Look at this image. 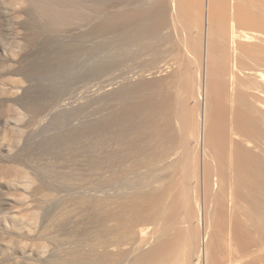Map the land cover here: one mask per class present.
I'll return each instance as SVG.
<instances>
[{
  "label": "rangeland",
  "instance_id": "1",
  "mask_svg": "<svg viewBox=\"0 0 264 264\" xmlns=\"http://www.w3.org/2000/svg\"><path fill=\"white\" fill-rule=\"evenodd\" d=\"M159 5L160 0H0V264H85L89 257L101 252L95 247V244H92L93 242L88 241V238L93 239L95 234L104 235L106 233L108 222L103 220L108 219L109 212L105 207L101 208L98 205L89 206L85 203L83 206L81 200L84 198L83 200L87 201L93 196L106 199L115 192L112 189L113 186L122 185L127 194L132 193L133 195L131 197L133 200L130 203L136 205L138 202V207H143L144 201H147L146 204H150L165 191V186H170V181L173 178L166 174L168 170V173H179V177H182V189L186 198L201 204L200 208L199 205L197 206L200 211L195 212L198 217L192 214L195 217L191 216L193 221H190V214L180 212L183 213L181 214L183 216L179 215L178 217L180 214L178 213L176 220L181 226L177 224L174 228L175 225H173V228L171 226L168 230L161 222H158L153 213L149 212V215L147 213L150 217L147 223L151 228L150 235L153 237L149 244H141L134 252L132 251L131 262L135 261V264L137 262L138 264H160L161 262L163 264V261L166 260L164 264H183L180 261L184 258V264H187V258L190 256L188 264H197L196 256L200 249L205 251L204 245L207 244L209 238H213V240L210 239L212 243L209 241L208 245H215L216 249L212 246V250L216 252L214 253L217 257L214 256L212 250L211 252L215 259L218 258L217 261L225 256L224 259L222 258L223 261H235L233 264L240 263V259L235 260L236 254L238 258H241L242 254L246 256L252 251L256 253L257 250L259 251L258 255L250 253L253 255L243 257L244 260L248 257L251 258L246 260L245 264H250V262L261 264L264 261L261 259L264 258V248H261L264 236L261 237L262 234L259 233L264 229V223L258 219L257 226L259 222L258 229L260 228V231L256 230V223L254 222V224L253 220L250 221L248 216L252 213H247L248 211L245 210L247 214L243 215L245 212L242 211L243 214L240 212L248 203L250 204L249 201H252L253 198L259 200L253 203H259L260 207L264 208V200L261 201L264 197L259 190H255L258 188L257 185L253 186L256 183L252 184L249 181L247 184L245 181L246 185L242 183L244 178L243 181L240 178V180L231 178L229 167L227 168V165L223 163L225 166L223 169L226 170L224 178H228L225 180L227 185L232 182L230 179H233L232 183L236 182L241 185L240 187L245 186V188L253 186L252 191H256L250 194L252 191L248 188L249 193H247L248 190L243 187L244 190H247V192L244 191L246 195L242 192L243 188L241 189L238 185L241 190L240 196L244 194L245 196H242L247 199L245 206L243 204L246 202L242 196L241 199L239 197V200H236L239 201L237 204L241 207L238 210L236 203L231 202L230 198L226 204L227 201L223 197L225 193L223 196L221 195V191L224 190L219 186L221 188L219 192L218 186L216 187L221 182L218 183L219 181L214 180L210 187L209 182L212 177H207L208 182L203 181L202 167L204 166L201 165L202 169L199 174L201 178H198V171L196 172L195 166L197 165V169L200 170V164H205V166L208 164L206 170H211L213 174L223 166L222 162L220 163L221 159L219 160L213 155L216 152L213 143L220 139V135L215 133L220 118H223V123L227 122L226 124H228L227 129L224 126L226 124L223 125L226 129L225 134H228L225 137H229L225 138L229 147L224 151L230 153L229 150L232 148L229 139H232V129H230L232 126L230 127V125H232L231 121L234 117L231 114H225V111H219L214 96V94L216 95L215 83L212 85L216 80L215 75H212L211 72L214 65L212 59L210 60L212 64L209 63L211 65L207 67L208 60L213 58V55H210V52L209 56L205 52L207 51L206 46V50L203 48L201 54L200 49H193L194 47L190 43L193 42L192 35L190 37L192 40H188L191 33L189 34V31L187 32L186 28L182 27L185 26V23H182L183 20L180 23V20H174L175 25L172 23L174 26L180 27L181 30L184 28L182 31L178 27L174 28L172 24L171 28H173L170 30L172 33L167 31L166 25L172 22L170 20L172 17L171 14L166 15V13L162 17ZM164 27L166 28L163 29ZM205 27L204 24V33H206ZM158 32H162L163 34H161L167 37H164L165 39L162 37V39ZM195 33H197L196 29ZM177 52L180 53L179 57ZM169 53L171 54L169 55ZM181 55L188 59L183 57L182 61V58L179 59L182 57ZM206 56L209 57H207L208 60ZM180 60L183 64L186 61L187 68H184L186 64L182 66ZM206 67L210 70L208 71L209 75L206 72ZM181 72L184 73L181 74L182 76ZM184 75L190 79L187 81ZM191 80L194 82L193 86L197 92L190 97V93L184 92L185 87L182 83L192 85ZM181 87L184 91L181 90ZM205 89H207V93L209 92V97L208 94L206 95L208 99L205 96ZM186 96H189L190 103ZM227 99L228 97L225 98V100ZM226 102H229L230 105ZM226 102L228 109L231 110L233 108L231 100ZM218 111L221 112L220 117ZM190 113L198 115L196 119L199 123L198 135L200 138L187 142L185 141L187 121H184V117ZM237 116L242 117L244 114L241 112ZM210 117L211 119H209ZM226 117H229L228 121ZM206 120L210 123L208 122V124ZM203 125L207 127L206 136H203ZM259 132L262 133L261 128ZM198 141L200 143H197ZM172 148L174 151L170 150ZM228 154V162L231 161L236 165L238 159L235 157V162L233 161L234 157L231 159V154ZM215 155L217 156V154ZM250 155L247 153L243 155L244 157H238L239 160H242L243 157L244 165L246 163L248 165L253 160H249ZM172 156H175L174 161L171 159ZM250 157L252 158V155ZM218 160L219 162H216ZM251 163L250 166L255 161ZM240 164L242 165L243 162ZM255 164L253 166L258 172L253 170L255 168L251 167L252 170H250V167L246 166L251 171L250 176L257 175V178L262 180L256 179L262 184L264 171H262L263 173L260 171L264 170V166L262 167V163H260L261 166ZM237 165L238 168L241 166H239V162ZM257 167H261L260 171ZM254 172L257 173L254 174ZM165 175L168 177L163 185L164 182L160 183V181ZM169 177L170 179H168ZM196 181L200 182L197 186H195ZM204 186L209 191H206ZM153 188L155 189L153 190ZM199 188H202L201 191ZM227 188L228 190L225 189V192L228 191L229 194L230 188ZM215 191L217 192L215 193ZM200 192L202 196H197ZM152 194L154 196H151ZM213 194L215 195L213 196ZM248 194L252 195V199ZM218 195L222 196L224 200ZM147 198L154 199L149 201ZM248 198H250L249 201ZM135 199H141L144 204L140 200L135 203ZM204 202L207 206L204 205ZM224 203V206L220 205ZM230 203H235V206ZM217 204L220 205L219 208ZM225 206L228 208L227 211ZM222 207L225 211L222 210ZM94 208L100 213L95 212ZM234 209L236 217L240 213L237 221ZM101 212L103 213L101 214ZM226 212H228V216ZM215 214L219 216L220 221L224 219V222L221 221L222 224L216 219L218 217ZM230 218L232 221H236L231 227L233 222ZM149 220L157 221L163 228H160L161 225H156V222H153L155 224L153 225ZM239 220L241 222L245 220L244 224ZM216 221L219 223L215 224ZM238 222L244 227L246 226L245 229L243 227L241 229V225L238 226L240 231L242 230V235L239 233V229L238 231L235 229L238 228L235 224H240ZM214 224L218 229L213 227ZM224 226L225 228H223ZM178 227L180 228L178 229ZM230 228H232L231 232H229ZM188 229L193 234L194 244L192 252L190 251L187 255ZM221 229H223L222 233L225 231L227 233L222 235ZM160 230H163L164 233L166 231L167 235L166 233L161 234ZM245 230H248L247 233L254 230V233L251 231L248 233L253 236L246 235ZM235 231L241 237L239 234L237 236ZM244 233L245 238L243 237ZM172 234L175 236L174 238ZM215 235H218L219 239ZM256 235L260 241L256 240ZM167 236L170 237L169 241ZM178 236H183L178 238L183 243L177 240ZM221 236H224V240L221 239ZM166 237L169 245L171 244L170 251L172 250L171 255L167 252L168 258H166V251L169 248L163 254L162 247H160V242ZM234 237L245 239V241L252 237L255 240H249L250 243H248L249 241L245 242V245L249 244V246H245L238 243ZM213 241L216 243L213 244ZM179 243L180 246H178ZM173 244H177L178 247ZM250 244L254 245L253 248ZM255 244H261L262 250L258 249L259 246ZM237 245L241 252L237 249ZM240 245L243 246V249ZM184 247V250L181 249ZM246 247H249L247 248L248 253ZM256 247H258L257 250H255ZM233 248L236 249V254ZM147 249L148 251H146ZM220 249L224 254L218 253L221 252ZM242 251L246 253H242ZM181 253L184 254V257ZM253 256L257 260L258 258L261 260L252 259ZM173 257H176L175 261ZM179 257L181 258L179 259ZM83 259L86 260L85 263ZM244 260L241 263H244ZM131 262L128 264H134ZM211 262L212 260L209 261V263Z\"/></svg>",
  "mask_w": 264,
  "mask_h": 264
},
{
  "label": "bare ground",
  "instance_id": "2",
  "mask_svg": "<svg viewBox=\"0 0 264 264\" xmlns=\"http://www.w3.org/2000/svg\"><path fill=\"white\" fill-rule=\"evenodd\" d=\"M157 8V7H156ZM159 10L162 12V17H163V14H165L166 13V15L167 14H171V17H172V19L170 18V20H172V22H170V23H168V25H166V27H167V31H169L170 32V30L173 28H171V24L173 23L174 25H175V22H173L174 20H180L179 21V23L181 22V20H183L184 22H182L185 26H182V27H185L186 28V30H187V32L189 31V34H190V36L189 35H187V36H189L188 37V40L189 39H191L190 37H191V35H192V38H193V42L191 41H188V42H190L191 43V45L194 47L193 49H200L199 50V52H200V54L201 53H203L202 52V50H203V48H205V46L207 47V51H205V52H207V54L208 53H210V55L212 54L213 56V58H209L208 56H206V59L208 60V58H209V60H208V64H207V67H209L211 64H212V62L211 61H214V65H213V68H212V70H211V72L213 73H211L212 75H215L214 77H216V80L212 83V85L215 83V86H216V88H215V86H213L215 89V92H216V95L214 94V96L216 97V99H215V101H217L216 102V104L218 103V107H219V111H225V114L226 113H228V114H231L232 115V117H234L233 119H232V123L229 121V123H231L232 125H230V127L232 126V128H230V129H232V139H229L230 140V144L232 145V148L229 150L230 151V153L229 154H231V159H232V157H234L233 158V161H235L236 162V160H234L235 159V157H236V159H238V161L237 162H239V166L241 165L240 163H242L243 162V164L238 168V165H237V162H236V165H237V167L235 168V164L233 163V162H231L230 160V162H228V156H227V152H225L224 151V149H226V148H228L229 147V144L227 145V142L228 141H226V139L225 138H227V137H225V135L227 136L228 134H225V132H226V129H227V126H228V124H226L225 122V124L226 125H224V123L222 122V119L223 118H220V121H218L219 123H218V125L216 126V128H217V131H215V133L217 132L219 135H220V139H218L219 141H215V140H213V141H215V143H213L214 144V148H215V154H217V156L215 155V154H213L214 156H215V158H217V159H221V161H220V163L222 162V164L223 163H225V165H227V168L229 167V172L231 171V174H232V176H231V178H233V179H243L242 181V183H245V181H247L246 183L248 184L249 183V181L250 182H252V184L255 182L256 184L255 185H253V186H255L256 187V185H257V187L258 188H255V190L257 189V191L259 190L260 191V194L262 193V195H263V197H264V194H263V191H264V185H263V183H264V179H263V181H262V184H261V180H260V178H257V175H254V174H256L258 171L256 170V167L255 166H253V165H256L255 163H257V165H259V166H261V164L260 163H262V167L264 166V0H160V5H159ZM156 11V10H155ZM159 16V15H158ZM165 16V15H164ZM170 16V15H169ZM144 18H145V16H144ZM177 21H176V24H177ZM169 22V21H168ZM161 24H163V23H161ZM172 24V25H173ZM204 24H205V28H206V33H204ZM173 25V26H174ZM178 25V24H177ZM166 27H164L163 29H165ZM176 27H178V26H174V28H176ZM181 27V28H182ZM202 27V28H201ZM146 29V28H145ZM162 29V31L164 32V30ZM169 29V30H168ZM178 29H180V27H178ZM184 29V28H183ZM182 29V30H183ZM195 29L197 30V33H195ZM174 30V29H173ZM176 30V29H175ZM181 30V29H180ZM180 30H179V32H180ZM181 30V31H182ZM149 31V30H148ZM158 31H161V30H158ZM177 31V30H176ZM175 31V32H176ZM146 33V32H145ZM150 33V32H149ZM157 33V32H156ZM158 33H162V32H158ZM170 33H172V31L170 32ZM163 34V33H162ZM161 34V38L163 37H167V36H163ZM186 34H188V33H186ZM159 35V34H158ZM165 35H167V34H165ZM169 35V34H168ZM171 35V34H170ZM157 36V35H156ZM187 36H186V38H187ZM203 36H204V40H203ZM150 37V36H149ZM170 37V36H169ZM162 38V39H163ZM147 39H148V37H147ZM165 39V38H164ZM200 39H202V40H200ZM167 40V39H166ZM171 40V39H170ZM192 40V39H191ZM146 41V40H145ZM168 41V40H167ZM206 41V42H205ZM170 42V41H169ZM168 42V43H169ZM173 43V42H172ZM171 43V44H172ZM148 44H151V43H149L148 42ZM155 45V44H154ZM172 45H174V44H172ZM171 45V46H172ZM188 45H189V43H188ZM191 45H189V46H191ZM146 47H148V46H146ZM151 47V46H150ZM152 47H153V45H152ZM152 47H151V49H152ZM174 48V47H173ZM154 49V48H153ZM178 49V48H177ZM191 49H192V47H191ZM191 49H190V51H191ZM171 50V49H170ZM198 50H194V51H198ZM205 50H206V48H205ZM148 51H149V48H148ZM173 51V50H172ZM176 51V50H175ZM181 52H183V51H181ZM198 52V53H199ZM204 52V53H205ZM173 53V52H172ZM176 53V52H175ZM178 53V52H177ZM192 53H193V51H192ZM171 53H169V55H170ZM182 54V53H181ZM184 54V53H183ZM206 54V55H207ZM179 55H180V53H178V57H179ZM209 55V54H208ZM209 55V56H210ZM177 56V55H176ZM176 56H175V58H176ZM182 56V55H181ZM196 56V55H195ZM202 56H203V54H202ZM183 57H186V56H182V57H180L179 59H181L182 61L184 60L183 59ZM208 57V58H207ZM187 59H188V57H186ZM196 58H198V57H196ZM177 59V58H176ZM187 59H186V61H187ZM212 59V60H211ZM181 60H180V62H181ZM200 60H202V58H200ZM211 60V61H210ZM186 61H184L185 62V64H186ZM210 61V62H209ZM207 62V61H206ZM182 63V62H181ZM201 63H202V61H201ZM209 63H211V64H209ZM185 64H183L182 63V66L183 65H185ZM209 65V66H208ZM187 66V64L184 66V68H187L186 67ZM202 66H203V64H202ZM206 67V72H207V74L209 75V73L210 72H208V71H210V70H208V68ZM173 68V67H172ZM201 68V67H200ZM165 69V68H164ZM169 69H171V68H169ZM210 69H211V67H210ZM166 70V69H165ZM167 71V70H166ZM199 71H201V70H199ZM185 72V71H184ZM186 73V72H185ZM201 73H202V71H201ZM183 75L184 73H180V75ZM206 74V77L208 76ZM210 74V75H211ZM181 75V76H182ZM202 75V74H201ZM186 76L187 75H184V77L186 78ZM205 77V78H206ZM210 77V76H209ZM189 79H190V77H189ZM188 78H186V80L188 81L189 80ZM193 79V78H192ZM207 79H209V78H207ZM206 79V80H207ZM177 80H179V79H177ZM185 80V79H184ZM183 80V81H184ZM211 81L213 80V78L212 79H210ZM186 81V82H187ZM177 82V81H176ZM182 82V81H181ZM190 82V81H189ZM191 84L192 85H190V83H187V84H185V83H182L183 84V86L185 87V91L183 90V86L181 87L182 89L181 90H183L184 92H187V93H190L189 95H190V97H191V95H195V92H197L196 90H195V87L193 86V81L191 80ZM208 82V81H207ZM209 83V82H208ZM178 84H180V83H178ZM195 85V84H194ZM206 85V84H205ZM181 86V85H180ZM208 86H210L209 84H208ZM212 87V88H213ZM180 88V87H179ZM206 88H207V86H206ZM209 89V88H208ZM180 90V91H181ZM206 90V94H205V96L209 93H207V89H205ZM214 92V91H213ZM214 92V93H215ZM213 94V93H212ZM181 95V94H180ZM188 95V94H187ZM182 96H183V93H182ZM187 97V96H186ZM189 97V96H188ZM188 97H187V100H188ZM193 97H195V96H193ZM193 97H192V99H193ZM208 97H209V94H208ZM208 97L206 96V98L208 99ZM226 97H228V99L227 100H225V98ZM196 99H197V97H196ZM196 99H195V101H196ZM231 100V105H232V107L233 108H231V110H229L228 109V105H226L227 103H229V102H226V101H228V100ZM190 100V99H189ZM188 100V103H190V101ZM224 100H225V102H226V104H225V102H224ZM194 101V100H193ZM209 102H211V101H209ZM205 104V103H204ZM190 105V104H189ZM211 105V104H210ZM229 105H230V103H229ZM187 106V105H186ZM205 106V105H204ZM188 107V106H187ZM217 107V106H216ZM191 108V107H190ZM196 108V107H195ZM211 108V107H210ZM188 109V108H187ZM184 110V109H183ZM211 110V109H210ZM216 110H217V108H216ZM186 111V110H185ZM194 111V110H193ZM197 111V110H196ZM195 111V112H196ZM219 111H218V113H219ZM190 112H191V109H190ZM241 112H243V114H244V116H242V117H238L237 116V114L238 113H241ZM185 113V112H184ZM215 113V112H214ZM218 113H216V114H218ZM221 113V112H220ZM220 113L218 114L219 115V117H220ZM188 114H189V112H188ZM182 115V114H181ZM186 115V114H185ZM184 115V116H185ZM195 113H190V115H187V117L189 116L190 118L188 119L186 116L184 117L185 118V120L184 121H187L186 122V126H185V141H187V142H189V141H191V140H199V131H198V128H199V123L197 122V116L198 115H196ZM213 116H214V114H213ZM218 117V116H217ZM230 117V116H229ZM229 117H226L227 118V121H228V119H229ZM247 117V118H246ZM205 118V117H204ZM214 118V117H213ZM226 118H225V121H226ZM248 118H251V119H248ZM188 119V120H187ZM209 119H211V117L209 118ZM208 119V120H209ZM213 120H215V119H213ZM198 121H199V118H198ZM201 121V120H200ZM204 121H205V119H204ZM203 121V122H204ZM224 121V120H223ZM206 122H207V120H206ZM209 122V121H208ZM207 122V123H208ZM217 122V121H216ZM210 123V122H209ZM208 123V124H209ZM212 123V122H211ZM215 124V123H214ZM214 124H213V127H214ZM205 125V124H204ZM203 125V126H204ZM223 125L224 126H226L225 128L223 127ZM260 125V126H259ZM201 126V125H200ZM208 126V125H207ZM201 128V127H200ZM206 128L207 127H203V131H204V133H205V131H206ZM259 128V129H258ZM260 128H261V131H262V133L261 132H259L260 131ZM209 129V128H208ZM215 129V128H214ZM204 133H203V136H206V133H205V135H204ZM216 133V134H217ZM229 133V132H228ZM230 134V133H229ZM198 135V136H197ZM200 135H202V134H200ZM208 136H209V134H207ZM212 135V134H211ZM199 137V138H198ZM212 137H213V135H212ZM205 138H208V137H205ZM217 138V137H216ZM229 138V137H228ZM227 138V139H228ZM214 139V138H213ZM209 140V139H208ZM202 141H203V139H202ZM207 140L205 139V143L207 144V142H206ZM210 141V140H209ZM197 143H200V141H198ZM204 144V143H203ZM203 147H204V145H202ZM207 146V145H206ZM200 147V146H199ZM201 148V147H200ZM170 150H173V148L172 149H170ZM200 150V149H199ZM205 150V149H204ZM214 150V149H213ZM174 151V150H173ZM172 151V152H173ZM180 152V151H179ZM171 153V152H170ZM173 153H175V152H173ZM181 153V152H180ZM227 153V154H226ZM247 153H250L251 155H252V158L249 156V160L251 159H253L252 161H255V163L252 165V166H250L249 164L252 162H250V163H248V165H247V163H246V165L247 166H249L250 167V170H252L253 168H255V169H253L254 171L256 170L257 172H254V176H256L255 178H254V176H250V172L251 171H249L248 170V168H247V166L246 165H244L245 163V161H242L243 160V155L244 154H247ZM172 154V153H171ZM176 154H177V150H176ZM228 154V155H229ZM170 156V155H169ZM178 156V155H177ZM241 157V156H243L241 159L242 160H239V157ZM166 157H168V156H166ZM182 157V156H181ZM189 157V156H188ZM246 157H248L247 155H246ZM175 158V156L173 157L172 156V158L171 159H173V161L175 160L174 159ZM204 158H205V156H204ZM162 159V158H161ZM203 159V158H202ZM245 159V158H244ZM248 159V158H247ZM189 160V159H188ZM205 160V159H204ZM219 160L218 161H216V162H219ZM248 160V161H249ZM164 161H165V159H164ZM168 161H170V160H168ZM207 161V160H206ZM240 161H242V162H240ZM179 162V161H178ZM187 162V161H186ZM200 162V161H199ZM167 163V162H166ZM181 163V162H180ZM204 163V162H203ZM208 163V162H207ZM259 163V164H258ZM163 164V163H162ZM174 164V163H173ZM176 164V163H175ZM186 164V163H185ZM219 163H217V165H218ZM252 164V163H251ZM178 165V164H177ZM201 165L202 166H204V167H202L201 168ZM220 166H222L221 164H219ZM235 165V166H234ZM176 166V165H175ZM174 166V167H175ZM198 166H199V164H198ZM208 166V164H206V166H205V164H200V170H198L197 168V165L195 166L196 167V172H197V174L199 175L200 173H201V169H202V172L204 171V180L203 181H207V177H212L211 179V181L209 182V183H206V184H209L210 185V187L212 186V184L214 183V180H217V182L218 183H220L221 182V184L220 185H216V187L218 186V190H219V192H220V190H221V188L224 190V191H221V195L223 196V193H225L224 194V198H225V200L227 201V203L226 204H228V198H230L229 200L231 201V202H235L236 203V207H238L237 209L239 210V209H241V207H239V205L237 204L238 202L236 201V200H239V197H240V199H241V196L243 195V196H245L244 194H246L244 191H246L247 192V190H248V188L250 187V186H247L248 188H245V186H243V184L242 183H240V184H242V186L245 188V189H247V190H244V188L243 187H240L241 185H239L238 183H236V185H233V184H235V183H232L233 182V179L231 180L230 179V181H232L230 184H231V186H229V185H227L226 183H225V180H227V179H225L224 178V175H225V172H226V170H224L225 169V166H224V164H223V166H222V168H220L219 166V168H218V172H216L215 174H213L212 173V171L211 170H209V171H207L206 170V167ZM210 166V165H209ZM160 167V166H159ZM170 167H171V165H170ZM223 167H224V169H223ZM251 167H252V169H251ZM165 168V167H164ZM176 168V167H175ZM210 168V167H209ZM226 168V169H227ZM258 168V167H257ZM163 169V168H162ZM161 169V170H162ZM174 169V168H173ZM217 169V168H216ZM260 169H261V167H259L258 168V170L260 171ZM160 170V171H161ZM165 170H168V169H165ZM228 170V169H227ZM170 171H172V170H170ZM177 171V170H176ZM262 171H264L263 169L260 171V172H262ZM161 172H163V171H161ZM169 172V170L166 172V174L168 175H170V177L171 178H173V179H171L172 181H170V186L169 187H166L165 186V191L164 192H162V194L159 196V197H154V198H152V199H154L153 201H151V203L150 204H146V202L147 201H144L145 202V204H144V202L143 201H141V199H137V200H140V202L141 203H143L144 205H143V207L141 206V207H138V205H137V200L135 201V203H136V205H132L130 202L133 200V198H132V200H131V197H133V195H132V193L129 195V194H127V192H126V189L122 186V185H117L116 187L115 186H113L112 187V189L115 191L113 194H111L110 196H108L106 199H100V198H98V197H96V196H93L92 197V199H88L87 201H84L83 199L81 200V203H82V205L84 206L85 205V203H87V205H89V206H91V205H93V206H95V205H98V206H100L101 208L103 207H105L108 211L107 212H109V214H108V219L106 220H103V221H107L108 222V229H107V231H106V233L103 235V234H101V233H98V234H95L96 236L93 238V239H90V238H88V241L91 243V242H93L92 244H95V247L97 248V249H100V251L101 252H99L98 254H95L94 256H92V257H89L88 259H87V261L86 260H84V263H85V261H86V263L85 264H128L129 262H131V260H130V255L136 250V248H138L141 244H145V245H147V244H149L150 242H151V240H152V235H150V229L151 228H149L148 227V218H150L148 215H149V212L150 213H153L155 216V218L157 217V220H158V222H161L162 223V225L165 227V228H167L168 230L170 229V227L171 228H173V225H175L174 226V228H176V226H177V224H179L180 225V223H178V221L176 220V218H177V214L178 213H180V212H187V214L190 216V221L192 220L193 221V219H191L192 217H195V216H197L198 217V215H195L196 213H198V211H200L199 209H198V202H196V203H194L195 201H191V200H189V198H186L187 196L185 195V193L183 192V189H182V177L180 178L179 176H180V174L179 173H168ZM178 172V171H177ZM213 172H214V170H213ZM228 172V171H227ZM253 172V171H252ZM259 172V173H260ZM263 173V172H262ZM162 174H164V173H162ZM228 175L230 174V173H227ZM226 174V175H227ZM230 174V175H231ZM160 175V174H159ZM159 177V176H158ZM166 177H168V176H166L165 175V177L164 176H162V180L160 181V183L163 181H165L166 180ZM170 177L168 178V179H170ZM225 177H227V176H225ZM260 177H261V173H260ZM264 177V176H263ZM161 178V177H160ZM198 178H201L200 177V175H199V177ZM197 178V179H198ZM230 178V177H229ZM258 180H260V181H258ZM159 179V178H158ZM187 179H188V177H187ZM239 179V180H240ZM156 180H157V178H156ZM155 180V181H156ZM189 180H190V178H189ZM158 181V180H157ZM169 181V180H168ZM235 181V180H234ZM182 182V183H181ZM208 182V181H207ZM237 182H240V181H237ZM157 183V182H156ZM159 183V182H158ZM166 182H164L163 183V185L165 184ZM168 183V182H167ZM193 183V182H192ZM198 183H200V182H197L196 181V184H195V186H197L198 185ZM245 183V184H246ZM191 184V183H190ZM205 184V186H208V185H206ZM246 184V185H247ZM158 185V184H157ZM184 185V184H183ZM204 185V184H203ZM238 185H239V187L242 189L243 188V190H242V192H244V194H241V196H240V191L241 190H239V187H238ZM162 186V185H161ZM190 186V185H189ZM205 186H204V188H205ZM219 186H221V188L219 187ZM253 186L251 187V188H253ZM92 187V186H91ZM158 187H159V185H158ZM164 187V186H163ZM193 187V186H192ZM209 186H208V188H210ZM227 187H229L230 188V193L228 194V191H227V193L225 192V189H227L228 190V188ZM90 188V187H89ZM93 188V187H92ZM157 188V187H156ZM188 188V187H187ZM203 188V187H202ZM201 188V189H202ZM204 188H203V190H204ZM251 188H249V190H251L252 191V189ZM98 189V188H97ZM155 188H153V190H154ZM160 189H161V187H160ZM160 189H158V191H160ZM200 189V188H199ZM201 189H200V191H201ZM206 189V191H209V189L207 190V188H205ZM157 190V189H156ZM198 190V189H197ZM202 190V191H203ZM215 190V189H214ZM249 190H248V192L247 193H249ZM90 191V190H89ZM185 191V190H184ZM204 192V191H203ZM217 191H215V193H216ZM253 192H256V191H252L250 194H253ZM152 193V192H151ZM153 193H154V191H153ZM205 193V192H204ZM204 193H203V195H204ZM209 193V192H208ZM206 194H207V192H206ZM205 194V195H206ZM256 194V193H255ZM254 194V195H255ZM259 194V196H260V198L262 197L261 195ZM188 195V194H187ZM202 196L201 195V192L197 195V196ZM215 194H213V196H214ZM217 195V194H216ZM247 195V194H246ZM249 195V194H248ZM258 195V194H257ZM151 196H154V194H152ZM157 196V195H156ZM218 196H220V195H218ZM222 196H220L221 197V199H223L224 200V198H222ZM242 196V198L244 199V197ZM251 196L252 195H249V197L251 198ZM259 196H257L258 197V199H259ZM129 197V198H128ZM196 197V196H195ZM246 197H248V196H246ZM254 197V196H253ZM194 198V197H193ZM199 198H202V197H199ZM250 198H248V201H249V199ZM255 198H256V196H255ZM130 201H129V200ZM148 199V198H147ZM151 198H150V200H152ZM195 199H197V198H195ZM208 199V198H207ZM220 199V200H221ZM252 199V198H251ZM262 199V198H261ZM149 200V199H148ZM149 200V201H150ZM194 200V199H193ZM200 200V199H199ZM199 200H197V201H199ZM204 200H206L205 198H204ZM246 198L244 199V201L246 202ZM264 200V198L261 200V201H263ZM208 201V200H207ZM206 201V202H207ZM243 201V202H244ZM254 201H259V200H255L254 198H253V200L251 201H249L250 202V204L248 203L247 204V202L246 203H244L243 205L245 206V204H247L246 206H247V208H246V206L244 207L243 205V207L244 208H242L241 209V213H242V211L243 212H245V210L246 211H248L247 213H252V214H248V216H249V218H250V221L251 220H253V223L255 222L256 223V226H257V220L258 221H260V222H263L264 223V208H261L260 207V205H259V203H253ZM199 202H201V201H199ZM220 202V201H219ZM135 203H133V204H135ZM205 203V202H204ZM235 203H230V204H234L233 206H235ZM219 204V203H218ZM218 204H217V206H218ZM256 204H258L259 206H257ZM141 205V204H140ZM201 205V204H200ZM200 205H199V208H200ZM204 205H206V203L204 204ZM220 205H225V203L224 204H220ZM220 205L218 206V208L220 207ZM92 206V207H93ZM207 206V205H206ZM226 206H228V205H226ZM224 207L225 209H226V211H227V207ZM241 206V205H240ZM262 206V205H261ZM264 206V205H263ZM100 207L98 208V209H100ZM138 207V208H137ZM230 207H232V206H230ZM223 208V207H222ZM224 208L222 209V210H224ZM235 208V207H234ZM94 210H95V212L97 211V209L96 208H94ZM198 210V211H197ZM204 210H205V208H204ZM220 210H221V208H220ZM220 210H218V211H220ZM237 210V211H238ZM205 211H207V210H205ZM217 211V212H218ZM225 211V210H224ZM223 211V212H224ZM231 211H232V209H231ZM230 211V212H231ZM235 211V212H234ZM234 214L236 213V210L234 209ZM250 211V212H249ZM98 213H100L99 212V210L97 211ZM106 212V213H107ZM196 212V213H195ZM103 212H101V214H102ZM105 213V212H104ZM147 213H148V215H147ZM200 213V212H199ZM225 213V212H224ZM228 212H226V214H227ZM246 212H245V214H243V215H246L247 214ZM100 214V215H101ZM153 214H151V215H153ZM181 214H183V213H180V214H178V217H179V215L181 216ZM192 214H194L193 216H192ZM205 214V213H204ZM207 214V213H206ZM220 214H221V212H220ZM219 214V215H220ZM225 214V215H226ZM232 214V213H231ZM239 214L240 213H238V217H239ZM104 215V214H103ZM187 215V216H188ZM216 215V214H215ZM224 215V214H223ZM224 215V216H225ZM107 216V215H106ZM183 216V215H182ZM181 216V217H182ZM186 216V215H185ZM192 216V217H191ZM205 216V215H204ZM222 216V215H221ZM220 216V217H221ZM227 216H228V214H227ZM233 216V215H232ZM241 216V215H240ZM247 216V217H248ZM99 217V216H98ZM151 217H153V216H151ZM180 217V218H181ZM197 217H196V219H197ZM215 217V216H214ZM216 217H218V218H216V219H218L219 221H220V218H219V216H217L216 215ZM231 217V216H230ZM235 217H236V214H235ZM238 217H236V221H237V218ZM262 217V218H261ZM102 215L100 216V220L102 221ZM106 218V217H105ZM222 219H223V216L221 217ZM232 218V217H231ZM231 218H230V220H231ZM243 218V217H242ZM257 218V219H256ZM260 218H261V220H260ZM178 219V218H177ZM199 219V218H198ZM206 219H207V216H206ZM205 219V220H206ZM227 219V218H226ZM234 219V218H233ZM244 219V218H243ZM186 220V219H185ZM208 220V219H207ZM241 220V219H240ZM239 220V221H240ZM247 220V219H246ZM149 221H152V224H153V222H156V225L158 224V222L157 221H154V220H149ZM222 222H224V219L223 220H221ZM220 221V222H221ZM228 221V220H227ZM232 221V220H231ZM231 221H229V222H231ZM235 221V222H236ZM106 222V223H107ZM185 222V221H184ZM197 222H199V221H197ZM196 222V223H197ZM204 222V221H203ZM222 222H221V224H222ZM226 222V221H225ZM233 223L230 225V227L235 223L234 221H232ZM241 222V221H240ZM240 222H238V223H240ZM243 222V221H242ZM241 222V223H242ZM244 222H245V220H244ZM244 222H243V224H244ZM247 222V221H246ZM105 223V222H104ZM103 223V224H104ZM190 223V222H189ZM200 223H201V220H200ZM219 223V222H218ZM217 223V221H216V223L215 224H218ZM235 224V225H237V227L238 226H240L241 227V229H245V227H244V225H242V224ZM252 223V224H253ZM254 223V224H255ZM214 224V226L213 227H215V228H217L218 229V227H217V225H215ZM247 224V223H246ZM261 224V223H260ZM153 225H155V224H153ZM158 225H161V224H158ZM160 226V228L162 229L163 228V226ZM182 225H183V223H182ZM195 225V224H194ZM198 225H199V223H198ZM197 224H196V226H198ZM201 225V224H200ZM107 226V225H106ZM181 226V225H180ZM184 226V225H183ZM183 226H182V228H183ZM248 226H249V224H248ZM255 226V225H254ZM255 226V228H256V230H259L260 231V228L258 229V226H259V222H258V226L256 227ZM153 227V226H152ZM157 228H158V226H156ZM206 228H207V226H205ZM212 227V228H213ZM228 227V226H227ZM240 227H238V228H235L237 231H238V229L240 228ZM243 227V228H242ZM260 227H261V225H260ZM160 228H158V229H160ZM180 227H178V229H179ZM195 228V227H194ZM205 228V229H206ZM215 228H214V230H215ZM223 228H225V226L223 227ZM248 228V227H247ZM156 229V228H155ZM157 229V230H158ZM167 229H166V231H167ZM184 229V228H183ZM190 229V228H189ZM189 229L187 230V232H188V234H187V238H186V246H187V249H186V254L188 253L189 254V252L191 251V249H192V246H193V244H194V238H193V234H191V231H189ZM231 229L232 228H230V231L229 232H231ZM234 229V228H233ZM262 229H263V227H262ZM226 230V229H225ZM264 230V229H263ZM263 230H261L262 232H259V233H261L262 234V236L261 237H263L264 235H263ZM98 231H100V230H98ZM151 231H153V230H151ZM156 230H154L153 232H155ZM165 231V233H166V235H167V232ZM222 231H223V229H221V233H222ZM234 231V230H233ZM242 231V230H241ZM241 231H240V229H239V233H241ZM248 231V230H247ZM247 231L245 230V232L247 233ZM251 231V230H250ZM249 231V232H250ZM254 231V230H253ZM253 231H251V232H253ZM100 232H102V231H100ZM160 232H162L161 234H163L164 232H163V230L161 231L160 230ZM171 232V231H170ZM178 232V231H177ZM203 232V231H202ZM226 232V231H225ZM224 232V233H225ZM248 232V233H249ZM164 233V234H165ZM173 233V232H172ZM181 233H183V232H181ZM181 233H179L180 235H181ZM193 233V232H192ZM224 233H222V235L224 234ZM227 233V232H226ZM233 233V232H232ZM232 233H231V235H232ZM236 235L237 234H239V233H237L236 231L234 232ZM248 233L246 234V235H248ZM254 233V232H253ZM152 234V233H151ZM158 234V233H157ZM177 234V233H176ZM175 234V235H176ZM178 234V235H179ZM183 234H185V233H183ZM182 234V235H183ZM219 234V236H220V233H218ZM234 234V235H235ZM261 234H259V235H261ZM155 236H156V234H154ZM210 235V234H209ZM212 235V234H211ZM214 235V234H213ZM240 235V234H239ZM239 235H237V236H239ZM241 235H242V233H241ZM241 235H240V237H241ZM245 235V233H244V235H243V237L244 236H246ZM158 236V235H157ZM172 236H173V234H172ZM208 236V235H207ZM217 236V238H218V235H215V237ZM248 236H253V235H248ZM255 236V235H254ZM167 237H169V236H167ZM167 237L164 239V240H162L161 242H160V247H162L161 249H162V251H163V254H165V251L166 250H168V248L169 247H171L170 245H169V243H168V241H169V239H170V237L168 238V241L166 240L167 239ZM175 236H173V238H174ZM183 237V236H182ZM182 237H176L177 238V240L178 241H180V239H178V238H182ZM211 237V236H210ZM213 237V236H212ZM232 237H233V235H232ZM256 240L257 239H259V237L256 235ZM260 237V238H261ZM236 238V240L238 241V243H241L242 245L244 244L245 245V242H248L249 240H255V238H253L252 239V237H250V239H246V240H248V241H245V239H240L239 237H234V239ZM245 238V237H244ZM264 238V237H263ZM90 239V240H89ZM201 239H203V238H201ZM210 239H212L213 240V238H209V240H207L206 242H207V244L206 245H204L205 246V251L203 252V250L202 249H200V251H199V253H198V255L196 256V261H197V264H233V262H235V261H230V262H227L226 260V262L225 261H223V259H224V257H220L221 259H219L218 261L216 260V259H218V258H216L215 259V257H217V256H215L216 254V252L215 251H213L212 250V244H211V246H209L208 245V243H209V241H210V243H212L211 242V240ZM219 239V238H218ZM221 239L222 240H224V236L222 237L221 236ZM234 239H231L232 241L234 240ZM176 240V241H177ZM178 241H177V243H178ZM184 241V240H183ZM258 241V240H257ZM259 241H260V239H259ZM180 242H182V240L180 241ZM204 242V241H203ZM215 241H213V244H215L214 243ZM219 242H221V241H219ZM262 242V241H261ZM133 243H134V245H133ZM158 243V242H157ZM183 243V242H182ZM185 243V242H184ZM209 243V244H210ZM237 243V242H236ZM248 243H250V241L248 242ZM248 243H246V245L245 246H249V244ZM252 243V242H251ZM253 243H254V241H253ZM252 243V244H253ZM256 243V242H255ZM155 244V243H154ZM196 244V243H195ZM204 244V243H203ZM252 244H250L251 245V247L253 248V246L254 245H252ZM133 245V246H132ZM177 246V244H173V246ZM200 245V244H199ZM217 245H219V244H217ZM233 245V244H232ZM242 245H240L241 247H242V249H243V246ZM255 245H257V244H255ZM261 245V244H260ZM260 245L258 244L257 246H259V248L258 247H256L255 248V250H257V248L258 249H261V248H264V242H262V246L263 247H261L260 248ZM154 246V245H153ZM158 246H159V244H158ZM172 246V247H173ZM178 246H180V243H179V245ZM177 246V247H178ZM185 246V247H186ZM238 247H237V249H239L240 247H239V245H237ZM245 246H244V248H245ZM94 247V248H95ZM182 247H183V244H182ZM185 247L184 248H181V249H185ZM197 247V246H196ZM195 247V248H196ZM213 247H215V245L213 246ZM222 247H223V245H222ZM150 248H151V246H150ZM156 249H157V247H155ZM175 248V247H174ZM194 248V249H195ZM247 248H249V247H246V251H247V253H248V250H247ZM214 249V248H213ZM215 249H216V247H215ZM234 249V248H233ZM175 250V249H174ZM178 250V249H177ZM211 250L213 251V253H214V256H212L213 254H212V252H211ZM221 250V249H220ZM236 249H234L233 251L235 252V254H236V252L237 251H235ZM240 250V249H239ZM238 250V251H239ZM252 250H254V249H252ZM262 250V249H261ZM264 250V249H263ZM133 251V252H132ZM146 251H148V249L146 250ZM151 251V250H150ZM170 251V248H169V250L168 251H166V253L168 252L169 253V255H171V251ZM217 251V250H216ZM243 251H245V250H243ZM242 251V253H246V252H243ZM152 252V251H151ZM182 252V251H181ZM192 252V251H191ZM197 252V251H196ZM195 252V253H196ZM223 252H224V250H223ZM226 252V251H225ZM233 252V253H234ZM240 252H241V250H240ZM149 253V252H148ZM162 253V252H161ZM168 253H167V257L166 258H168ZM176 253V252H175ZM184 253V252H183ZM211 253V254H210ZM218 253H220V254H224V253H222V250H221V252H218ZM250 253H253L254 255L255 254H259V251L257 250L256 251V253H254L253 251L252 252H250ZM250 253H249V255L247 254L246 256H252L253 254H251L250 255ZM262 253V252H261ZM147 254V253H146ZM152 254V253H151ZM185 254V253H184ZM184 254H182L181 253V255H183V257H184ZM187 254V255H188ZM219 254V255H220ZM257 254V255H258ZM178 255H179V253H178ZM210 255H211V260H212V262L211 263H209V261H211L210 259H209V257H210ZM237 255V254H236ZM235 255V260L237 261V260H239L240 259V263H237L236 262V264H242L241 263V261L242 260H244L243 259V257H245L246 258V256L244 255V254H242L243 255V257H241L240 255H239V257H241L242 258V260H241V258H238L237 256ZM264 255V254H263ZM263 255H262V257H263ZM140 256V255H139ZM145 256V255H144ZM149 256V255H148ZM159 256V255H158ZM164 258H165V256L164 255H162ZM177 256V255H176ZM222 256V255H221ZM233 256H234V254H233ZM260 256H261V254H260ZM189 257L190 256H188V258H187V260L188 261H186V262H188L189 263ZM257 257H259V256H257ZM137 258V257H136ZM160 258H162L161 256H160ZM164 258L162 259V261L164 260ZM181 257H179V259H180ZM231 258V257H230ZM237 258V259H236ZM250 257H248V259H249ZM143 259V258H142ZM144 259H145V257H144ZM175 259H176V257H173V260L175 261ZM178 259V260H179ZM226 259H227V257H226ZM248 259H246L247 261H248ZM251 259V258H250ZM252 259H255V260H257V258H254V256H253V258ZM261 259H264V258H261ZM261 259H259L258 258V260H261ZM83 260H81V262H83ZM134 260H136V259H134ZM158 260V259H157ZM172 260V261H173ZM233 260V259H232ZM246 260H244V263L243 264H245V261ZM257 260V261H258ZM137 261H139V260H137ZM165 261V262H164ZM163 261V264L164 263H166V260H164ZM177 261V260H176ZM180 261V260H179ZM185 261V259L183 258V260H181L180 261V263H185L184 262ZM251 261V260H250ZM253 261V260H252ZM263 261V260H262ZM262 261H259L260 263L262 262ZM135 261H132L131 263H134ZM152 262V261H151ZM194 263H195V259H194V261H193ZM253 262H255V261H253ZM169 263V262H168ZM172 263V262H171ZM187 263V264H188ZM247 263V262H246ZM262 263H264V261L262 262ZM261 263V264H262ZM81 264V263H80ZM135 264V263H134ZM137 264H138V262H137ZM143 264H145V263H143ZM154 264V263H153ZM160 264H161V262H160ZM178 264V263H177ZM235 264V263H234ZM250 264H252L251 262H250ZM256 264V263H255Z\"/></svg>",
  "mask_w": 264,
  "mask_h": 264
}]
</instances>
